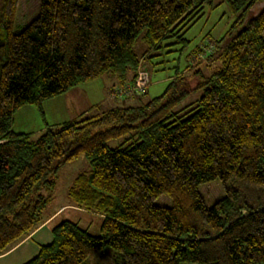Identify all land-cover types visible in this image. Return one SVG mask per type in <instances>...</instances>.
<instances>
[{
    "label": "trees",
    "instance_id": "16d2710c",
    "mask_svg": "<svg viewBox=\"0 0 264 264\" xmlns=\"http://www.w3.org/2000/svg\"><path fill=\"white\" fill-rule=\"evenodd\" d=\"M226 1L236 19L219 69L177 73L153 100L47 127L33 141L13 131L17 109L106 74L133 83L150 51L177 34L186 41L185 23L209 0H41L18 33L20 0H0V256L44 223L59 168L85 156L91 168L68 196L100 217L99 234L59 222L25 264H86L107 247L120 264H264V7L250 16L264 0ZM195 90L197 104L178 109ZM117 139L128 145L108 147ZM215 180L226 194L208 206L200 186ZM162 195L171 206L156 204Z\"/></svg>",
    "mask_w": 264,
    "mask_h": 264
},
{
    "label": "rangeland",
    "instance_id": "374dc122",
    "mask_svg": "<svg viewBox=\"0 0 264 264\" xmlns=\"http://www.w3.org/2000/svg\"><path fill=\"white\" fill-rule=\"evenodd\" d=\"M40 1L41 0H20L15 32H20L38 15ZM263 7L264 3L260 4L252 10L250 16L255 15L259 9ZM198 16V18L195 16L191 21L186 22L183 27V31L186 30L183 34V38L186 41H181L179 34H177L171 39L165 40L163 47L155 51H150V57L140 63L139 68L145 70L149 75V85L143 95L132 97L135 104L140 105L161 96L165 92L169 83H171L172 78L177 76V73L191 76L195 70L201 69L202 72H204V75H210L213 71H216L221 67L220 56L227 41L233 37V35H229V30L236 17L230 10L226 0H209V2L205 3ZM227 35H229L228 39L224 40L220 47H218L216 41L223 39ZM142 36L143 35L139 36L136 44V50L140 55L148 49L143 43ZM172 43L175 44L170 45ZM215 49H217V51H215ZM198 50L199 52H196ZM202 51H204V53H202ZM208 55L209 57H207ZM111 79L110 74H106L103 77L90 82L89 85H84L83 88H86L94 101L101 102L105 97L106 88L112 84V80L115 81V79ZM194 80L196 83V78L192 77V82H194ZM202 95L203 90L193 91L182 100L178 109H183L189 105L194 107ZM124 99L125 98L122 100ZM64 105L68 106V108L64 107ZM81 105L82 103L77 104L78 108H73V102L69 101L68 104V102L65 101L64 96H58L46 101L41 108L35 105H24L14 113L13 131L17 134H27L29 138L34 141L43 133L42 130L45 131L47 127L56 129L63 123L74 121L75 119L77 120L75 114L81 112ZM117 106H123V103L118 104ZM105 111V105H102L100 109H95V111L90 113L91 115L86 117L99 115ZM123 141L124 139L111 140L107 145L112 149L117 148L120 145H122V147L128 145V142L122 144ZM130 142H132V140ZM90 168V162L85 156H81L75 162L62 165L59 168L54 177L55 188L52 194V199L43 212V218H47L62 208L57 214L59 215L58 219L55 220L52 225L58 224L64 220H70L73 223H77L81 228L89 231L93 235L99 234L101 222L100 217L93 213L80 211V209L73 206L74 203L68 196V188L72 185L74 179L79 174L89 171ZM253 188L252 186L246 188L242 187V191L252 193L254 191ZM200 192L208 206H212L215 202L224 198L226 194L225 189L219 180L202 184L200 186ZM156 204L169 207L172 204V200L169 196L162 195L156 201ZM242 213L245 214L246 211L244 210ZM50 228L51 225L46 229L47 232ZM47 232L44 231L42 234L47 235ZM38 239L39 238L35 239V242L32 241L30 244L36 246L37 243H39L37 241ZM26 248L19 253L23 252L24 254ZM28 253H30V249H28ZM23 254L21 253L22 256ZM21 255H19V258L22 257ZM27 256V259L32 257L30 254H27ZM16 260L17 254L15 257L1 260L0 264H16ZM120 262V255L107 247L102 252L89 259L86 264H120ZM181 264L196 263L183 262Z\"/></svg>",
    "mask_w": 264,
    "mask_h": 264
},
{
    "label": "crops",
    "instance_id": "0c3cea01",
    "mask_svg": "<svg viewBox=\"0 0 264 264\" xmlns=\"http://www.w3.org/2000/svg\"><path fill=\"white\" fill-rule=\"evenodd\" d=\"M110 78L115 79V77L112 76L111 74H110ZM111 83L112 84L106 88L105 97L103 100H101V102L94 101L91 98V96L89 95L86 88H83L84 85H89V83L78 85V86L74 87L73 89L69 90L68 92H66L65 94H63L61 96H64V99L66 102H68V104H69V101H72L73 102L72 107L75 109L78 108L77 104L82 103V105L80 107V108H82L81 112H78L75 114L77 120L83 118L84 116L86 117V116L91 115L90 113L95 111V109H97V108L100 109V107L102 105L103 106L105 105L106 111L111 109V108H114V107H128V106H138L139 105V104H135V101L132 98L133 96H128L124 100H122L118 97L112 96L111 93L114 90V88L119 86V82L115 79V81L112 80ZM83 101H84V103H87V104H84ZM121 103H123V106H117L118 104H121ZM128 104H130V105H128ZM60 105H62V104H60ZM64 107L68 108V106H65V105H64ZM42 132H44V130H42ZM61 210H62V208H60L59 210H57L56 212H54L53 214H51L47 218H44V223L40 227H38L29 237H27L22 242H20L17 246H15L11 251L0 256V261L6 260L10 257L11 258L15 257V255L17 254L16 264H25L26 262H28L31 259H33L34 257H36L39 253L41 246L48 245L53 241L52 228L56 224L55 225H52V224L54 223L55 220L58 219L59 215H57V214ZM80 211H82V210H80ZM50 225H51V228L47 232L46 229ZM44 231H46L48 234L47 235L42 234V233H44ZM37 238H39L37 240L39 243H37L36 246H32L30 243L32 241L35 242V239H37ZM24 248H26V250H25L24 254H23V252H21L23 254V256H22L21 253H19V252L22 251ZM28 249H30V253H28ZM27 254H30V256H32V257L27 259L28 258ZM19 255H21L22 257L19 258ZM19 260H21V261H19Z\"/></svg>",
    "mask_w": 264,
    "mask_h": 264
},
{
    "label": "built area",
    "instance_id": "2783aa9c",
    "mask_svg": "<svg viewBox=\"0 0 264 264\" xmlns=\"http://www.w3.org/2000/svg\"><path fill=\"white\" fill-rule=\"evenodd\" d=\"M140 67V66H139ZM148 73L141 68H138L136 79L133 83L125 85V86H118L114 89V95L124 98L130 95H142L145 93L149 81H148Z\"/></svg>",
    "mask_w": 264,
    "mask_h": 264
}]
</instances>
